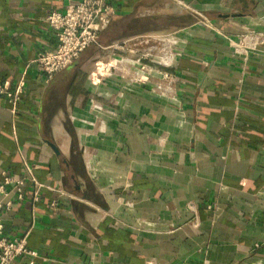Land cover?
<instances>
[{
  "label": "crops",
  "instance_id": "0c3cea01",
  "mask_svg": "<svg viewBox=\"0 0 264 264\" xmlns=\"http://www.w3.org/2000/svg\"><path fill=\"white\" fill-rule=\"evenodd\" d=\"M113 3L99 46L45 82L67 1L0 0V83L22 88L14 112L0 98V172L45 186L3 214L36 253L13 264H264V0ZM166 34L173 97L102 74L112 44Z\"/></svg>",
  "mask_w": 264,
  "mask_h": 264
},
{
  "label": "built area",
  "instance_id": "2783aa9c",
  "mask_svg": "<svg viewBox=\"0 0 264 264\" xmlns=\"http://www.w3.org/2000/svg\"><path fill=\"white\" fill-rule=\"evenodd\" d=\"M63 11H54L47 18V25L56 38L53 50L40 51L34 63L45 82L68 69L92 46H99L102 31L107 29L117 14L114 0H66ZM260 36L245 35L238 42H230L236 54L252 50ZM178 38L174 34L142 35L112 44L110 54L102 65V74L116 75L128 84L145 86L162 97L175 95V77L171 69L180 55ZM102 77V75H101ZM0 98L15 106L21 101L20 84L14 88L0 83ZM91 110L98 116L105 112L96 100L91 101ZM99 119V117H96ZM25 176H13L7 171L0 172V264H13L18 258L36 256L28 250L24 238L10 239L4 234L2 217L16 203L29 194V201L39 202L40 192L45 186L33 175L32 169L24 164ZM51 207L56 206L53 201Z\"/></svg>",
  "mask_w": 264,
  "mask_h": 264
},
{
  "label": "water",
  "instance_id": "95a60500",
  "mask_svg": "<svg viewBox=\"0 0 264 264\" xmlns=\"http://www.w3.org/2000/svg\"><path fill=\"white\" fill-rule=\"evenodd\" d=\"M53 148V147H52Z\"/></svg>",
  "mask_w": 264,
  "mask_h": 264
}]
</instances>
